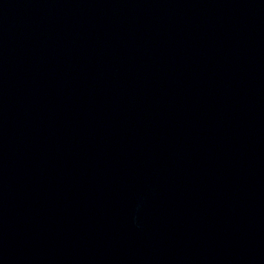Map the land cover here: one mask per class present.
Instances as JSON below:
<instances>
[{"label": "water", "instance_id": "95a60500", "mask_svg": "<svg viewBox=\"0 0 264 264\" xmlns=\"http://www.w3.org/2000/svg\"><path fill=\"white\" fill-rule=\"evenodd\" d=\"M46 264H264V0H73Z\"/></svg>", "mask_w": 264, "mask_h": 264}]
</instances>
